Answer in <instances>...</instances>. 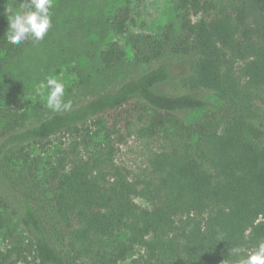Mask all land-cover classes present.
<instances>
[{"label": "trees", "instance_id": "16d2710c", "mask_svg": "<svg viewBox=\"0 0 264 264\" xmlns=\"http://www.w3.org/2000/svg\"><path fill=\"white\" fill-rule=\"evenodd\" d=\"M148 1L54 0L13 45L0 0V264H234L264 241V0H171L152 30ZM123 128L154 145L137 168Z\"/></svg>", "mask_w": 264, "mask_h": 264}, {"label": "clouds", "instance_id": "9594fccd", "mask_svg": "<svg viewBox=\"0 0 264 264\" xmlns=\"http://www.w3.org/2000/svg\"><path fill=\"white\" fill-rule=\"evenodd\" d=\"M54 0H21L19 8H6L8 27L4 40L19 45L31 38L34 42L42 41L52 28L51 9ZM47 89L46 107L52 111L68 110L71 101L65 100L66 85L56 76H48L40 85ZM231 256L237 255L234 264H264V241L246 256H239V249L231 248Z\"/></svg>", "mask_w": 264, "mask_h": 264}, {"label": "rangeland", "instance_id": "374dc122", "mask_svg": "<svg viewBox=\"0 0 264 264\" xmlns=\"http://www.w3.org/2000/svg\"><path fill=\"white\" fill-rule=\"evenodd\" d=\"M171 0H150L144 6V11L142 15V20L146 25V29L152 30L159 24H163L167 22L169 17V7ZM62 82L65 83V93L70 86L72 81L69 78L58 77ZM66 98V94H65ZM215 100V99H214ZM213 100V101H214ZM219 104V103H218ZM213 105V104H212ZM212 109H217L214 105L211 106ZM125 128V127H124ZM123 128L122 133L127 135V131ZM66 141L67 139L59 138L58 140ZM118 153H117V161L128 165L129 167H139L143 165L154 148L153 144H149L145 140L138 139L134 136H126L125 140L122 143H118ZM17 215H15V222L20 223L19 217L21 216V210L17 209ZM17 225V224H16ZM1 240V239H0ZM36 264V263H31ZM126 264H130V260L126 262Z\"/></svg>", "mask_w": 264, "mask_h": 264}]
</instances>
